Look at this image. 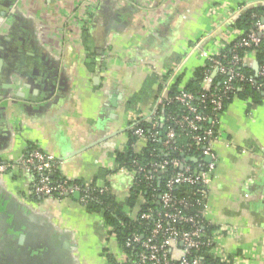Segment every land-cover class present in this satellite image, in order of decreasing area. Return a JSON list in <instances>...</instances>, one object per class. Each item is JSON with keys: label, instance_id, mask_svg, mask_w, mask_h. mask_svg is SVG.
Instances as JSON below:
<instances>
[{"label": "crops", "instance_id": "0c3cea01", "mask_svg": "<svg viewBox=\"0 0 264 264\" xmlns=\"http://www.w3.org/2000/svg\"><path fill=\"white\" fill-rule=\"evenodd\" d=\"M262 5L0 0V163L9 164L0 173V264H111L106 254L117 260L102 216L73 197L35 195L21 159L40 148L64 178L109 186L123 201L133 177L113 170L130 122L153 113L163 80L171 75V85L179 80L186 88L209 56L246 33L235 26L243 6ZM256 61L257 51L250 52L244 65L254 73ZM214 151L210 219L232 230L216 249L231 264H264V100L233 96L219 116Z\"/></svg>", "mask_w": 264, "mask_h": 264}, {"label": "built area", "instance_id": "2783aa9c", "mask_svg": "<svg viewBox=\"0 0 264 264\" xmlns=\"http://www.w3.org/2000/svg\"><path fill=\"white\" fill-rule=\"evenodd\" d=\"M247 9V6L241 8L242 11ZM252 17L255 21L250 31L217 55L207 58V65L203 70V84L209 89L216 75L222 77L214 92L207 93L206 88L205 92L199 93L203 101L208 100L209 109L206 105L196 103L197 96L184 88H178L173 97L169 96L172 81L170 75L168 79L163 80L160 97L153 113L147 117L139 116L130 122L133 124L131 129L134 136L144 141L145 146L147 139L145 129L135 128L134 124L141 121H147L152 125H158L160 122L167 124L165 137L160 141L161 147L152 155L155 158L160 157L161 160L144 163L135 159L113 171L131 174L133 184L139 181V184H143L152 192L156 190V184H159L161 177L165 173H168V176L160 197L154 198L160 209L154 214L151 229L143 235L139 234V230L132 233L126 242V248L132 249V252L129 254L119 249L118 264H205L202 251L206 249H209L221 263L231 264L223 252L217 251L216 244L222 235L230 234L232 230L216 228L213 225L210 219L208 194L217 165L214 151L216 129L226 101L230 95L244 86L264 94V64H260L259 71L252 75L243 69L246 56L257 51L264 43V14L254 13ZM166 105L177 110L161 117L158 109ZM149 139L156 142L158 136L151 134ZM132 148L134 153L138 154L145 147L138 150L135 144ZM184 148L188 152H199L201 160L187 156L182 151ZM175 152H182V158L172 157L171 154ZM189 161L197 165L188 164ZM19 164L22 170L34 176V194L40 198L62 200L78 193L79 203L83 206L88 203L90 198L88 191L73 181L63 176L59 182L52 180L53 174L59 173L58 162L40 148H33ZM8 169V162L0 163V173ZM179 186H194V193L198 196L194 204L190 199L179 198L174 194V189ZM194 206H197V209H194ZM135 211L128 210L127 214L134 222L140 223L151 219L150 213L153 212L150 209L142 214ZM210 228L213 229L208 231ZM110 236L115 238L114 235Z\"/></svg>", "mask_w": 264, "mask_h": 264}, {"label": "trees", "instance_id": "16d2710c", "mask_svg": "<svg viewBox=\"0 0 264 264\" xmlns=\"http://www.w3.org/2000/svg\"><path fill=\"white\" fill-rule=\"evenodd\" d=\"M254 13L257 14H264V5L260 7H253L250 9H247L236 21V27L245 30L247 33L250 31V29L253 27L254 24V18L252 15ZM257 59L260 62V64H264V43L257 49ZM245 71L249 74H253V70H251L248 67L243 68ZM204 68L199 70L194 78L188 83L186 88H184L186 91L193 93L197 96L196 103L206 105L207 109L210 108V104L208 100L203 101L199 93L205 92V88L203 87V80H204V74H203ZM222 77L220 75H216L213 78L211 88H207V93L214 92V88L218 86L219 82L221 81ZM180 87L179 80H176V82L171 85L170 87V93L169 96L173 97L174 94L177 92L178 88ZM210 90V91H209ZM239 95L243 98H248L253 101V103H260L263 102L264 96L263 92L258 91L254 88H251L249 86H244L243 88H239L235 94H232L229 96V99L226 101L225 107L227 104L231 101L234 95ZM225 109V108H224ZM177 108L171 107V106H165L160 107L158 109V113L161 115V117H164L165 114L169 112L176 111ZM135 128L137 127H143L145 129L146 133V146L145 148L138 154L134 153V150L132 148L133 145L137 144V141L139 139L134 136L133 130L131 129L133 127V124L130 123L127 131V135L129 138L128 144H126L125 147H123L121 150L116 152L115 155V168L118 170L122 165L125 163H129L132 160L138 159L141 162L144 163H150L151 161L157 160L160 161V157H153L152 155L157 152L158 148L161 147V139L165 137V130L167 124L165 122H160L158 125H152L145 122H139L134 124ZM151 134H157L158 140L156 142H153L149 139ZM157 149V150H156ZM186 153L187 156H190L191 158L195 157L196 159L201 160V154L199 152L195 151H187L186 148L182 149ZM187 151V152H186ZM182 152L180 153H173L171 154L172 157L182 158ZM188 164L196 166L197 163L193 161H189ZM130 170H132L130 168ZM168 173H165L161 177V181L159 184H156V190L152 192L151 190H148L145 188L143 184H139V181H136L135 184H133L132 188L130 189V192L126 196V198L121 201L115 192L109 187L106 186L105 188H98L95 185L88 186L80 181H74L73 183H76L79 185L83 190H87L90 198L88 203L84 206L88 212L90 213H96L102 216L104 219V222L106 224V227L108 228L109 235H114L115 240L117 242V245L119 249H121L125 253L131 254L132 249L126 248V242L131 238L132 233L139 230V234H147L149 230L152 227L153 224V217L156 211L160 209V205L154 198H159L160 194L163 192V186L164 181L167 178ZM63 178L60 173H54L52 180L53 181H61ZM194 186H179L174 189V194L179 198H186L190 199L194 202L198 199V196L194 193ZM154 199V200H153ZM138 204L139 207H138ZM138 208L139 213H144L148 211L149 209L153 212L150 213L151 219L146 221L140 222H134L126 213L128 210H134ZM194 209H197V206H194ZM126 210V211H125ZM195 211V210H192ZM210 228L208 231H211ZM203 256L205 257V264H225L221 263V261L214 257V255L210 252L209 249L202 251ZM109 262L111 264H118L115 257L111 254H106Z\"/></svg>", "mask_w": 264, "mask_h": 264}, {"label": "water", "instance_id": "95a60500", "mask_svg": "<svg viewBox=\"0 0 264 264\" xmlns=\"http://www.w3.org/2000/svg\"><path fill=\"white\" fill-rule=\"evenodd\" d=\"M259 67H260V64H259V62H255V65H254V70H255V72L257 73L258 71H259ZM263 96H264V94H263ZM73 198L74 199H76V200H79V198H80V194H75L74 196H73Z\"/></svg>", "mask_w": 264, "mask_h": 264}, {"label": "rangeland", "instance_id": "374dc122", "mask_svg": "<svg viewBox=\"0 0 264 264\" xmlns=\"http://www.w3.org/2000/svg\"><path fill=\"white\" fill-rule=\"evenodd\" d=\"M126 211V210H125ZM126 213H128V211H126Z\"/></svg>", "mask_w": 264, "mask_h": 264}]
</instances>
